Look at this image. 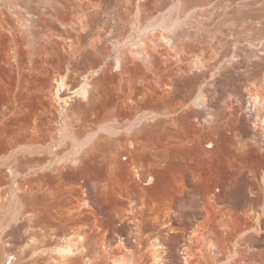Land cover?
Returning <instances> with one entry per match:
<instances>
[{"label":"rangeland","instance_id":"1","mask_svg":"<svg viewBox=\"0 0 264 264\" xmlns=\"http://www.w3.org/2000/svg\"><path fill=\"white\" fill-rule=\"evenodd\" d=\"M262 88L264 0H0V263L60 264L63 230L98 219L139 264H264Z\"/></svg>","mask_w":264,"mask_h":264},{"label":"bare ground","instance_id":"2","mask_svg":"<svg viewBox=\"0 0 264 264\" xmlns=\"http://www.w3.org/2000/svg\"><path fill=\"white\" fill-rule=\"evenodd\" d=\"M46 4H48V3H46ZM30 17H32V14L30 15ZM22 21H23V23L25 22L24 25L27 28L29 27V24L31 22H33V21H31L30 23H28L30 20L29 19H26V18L25 19L22 18ZM175 24H177V23H175ZM164 25H166V24H164ZM169 28H170V26H169ZM165 30H167V29H165ZM168 31H171V32L169 33L167 31H164L165 33L161 37L162 40H163V43L161 42V45H163V47H165V51L167 50V52L169 54H173V56L175 55V56H179V58H182L183 57L182 56L183 53H181V51H183V50L180 49V45H179L178 40H177V37H179L180 35L179 34H175L177 32L174 31L173 29L172 30H168ZM172 31L175 32V33L174 34H171ZM160 41H161V39H160ZM181 41H183V40H181ZM137 46H138L137 49L134 48L135 50H133V49L130 50V54L134 55L136 58H139V59L141 58L144 62L152 61V59H153V58H151L152 53L148 49L147 44H145V42L142 41ZM184 51H185V49H184ZM122 54L123 55H127L126 52H123ZM123 55H121V57ZM168 56H170V55H168ZM120 59H122V58H120ZM120 59L118 60V64L119 65L118 64L117 65H118V67L121 68L122 61ZM181 61H183V60H181ZM198 63L200 64V62H198ZM199 64L198 65H194L192 67V69H194L195 67H198L199 68V66H200ZM180 67H181V65H180ZM182 68H180V70H179V71H181L183 73V74H180L181 76H179V78H178L179 80L187 77L186 74L188 73V70H185V69L184 70H181ZM118 70H119V68H118ZM190 71H192V70H190ZM192 74L194 75V73H192ZM185 80H188V79H185ZM172 82H175V78L174 79L172 78ZM176 83H178V81ZM61 85L63 87L69 88V87H67L68 83L67 82L65 83V81H63ZM175 85H176L175 83L174 84L172 83V85L171 86H168V87L172 91L173 89H176L175 88ZM63 87H61L59 89L58 95H59V98L60 99H58V97H57L56 94L54 95V98H55L56 101L62 100V101H64V103H67L68 102V99H66V98L61 99L64 96L63 93H62L64 91V88ZM88 89H89V84L86 83L84 86H82V88L80 89V91L77 90L76 92H73V93H74V95H78V96H80L82 98H87L88 95H89L88 94ZM255 91H256V93L253 92L252 94H250V98H251V102H252V104L250 102V104H251L250 109H251L252 106H255V109L253 108V110L257 111L256 109H258V112L261 113L264 110V88H262L261 90H255ZM167 92H168V90H167ZM173 92L176 93L177 91L176 92L173 91ZM205 92H204V90H201L200 91V93H199V99L194 101L197 105H200V106L205 107L204 105H205V102H206V95H208V94H205ZM64 97H66V96H64ZM192 100H193V98H192ZM253 110H252V112H253ZM250 112H251V110H250ZM259 116H260V114H259ZM256 135L258 136V133ZM259 137H261V136H259ZM258 140H259V138H258ZM82 153H85L87 156L91 157L90 152H79V153L76 152V154H71L73 156H70L69 155V157H72V158L68 159L66 156L59 155L60 153L59 152H56V153H53L52 154V159H55L58 162V163H56V165L59 167L58 170L59 171H62L64 169H67L68 168L67 165H69V163L71 161H74V164L72 166H74V167L78 166V163L81 162V160H80L79 157L82 155ZM42 157H45V156H42ZM68 161H70V162L68 163ZM48 165L49 164L46 163V165L42 166V168L46 169L48 167ZM12 171H13L12 175L15 174V177H18L20 174H22V171H20V170H17V171L12 170ZM18 181L20 183L23 182L22 180H18ZM79 187L80 188H85V186H83V185H80ZM261 190H262V192L260 194V197H264V187H262ZM84 195L85 194L83 193V196ZM71 202H72V200L70 201V203ZM68 203H67V205H68ZM88 206L92 209V205L90 203H88ZM66 207L67 206H65V208ZM71 212L72 211L69 210V215H68L69 217H68L67 222H70V223L71 222H76V219H75L74 216H72ZM92 213L93 212H91L89 214H86V215L91 219L90 215ZM81 219H83V218L80 217L79 220H81ZM131 221L136 226L138 235H140L141 232H142L141 231V225H140L141 219H140V216L138 215V213H134L133 217L131 218ZM91 223H92V227H88V229H89L90 232L86 230V235H84V236H82L81 233H82V229L86 225H84V227H82V226L81 227H78V229H75V228L74 229L66 228V229L63 230L64 232H66L65 234H71V233L73 234V233H75V236L69 237V238H67V236L64 237L65 240L63 239L64 240L63 244L61 246L58 245V247L55 249L56 250V253L58 255H60L61 258H62V260H60L61 261L60 264H69L68 261L71 260L72 259L71 257H73L76 253H80L84 257V259H86L88 261L87 264H139V260L137 258V252H136V250H135L134 247L128 248L127 247V244L126 243L124 244L122 242V243L119 244V246L116 249H113L112 246H111V244H110V241L108 240L109 237L107 236V234L105 232H102L100 230L101 229V222L97 219V220H91ZM90 236H94V239L92 240L93 241L92 242V247L88 246V244L90 242V240H89V237ZM158 246H159L158 244H155L154 245L155 248H157ZM210 246L212 247V250L214 249V252L216 254V251L218 250L217 242H211ZM219 251H220V248H219ZM116 253H121L122 256L118 258L117 255H115ZM164 261L165 260H164V258L162 256V253L159 252V251L156 252V254H155V263L156 264H159V263L164 262ZM0 264H5V263H0ZM10 264H12V262Z\"/></svg>","mask_w":264,"mask_h":264}]
</instances>
